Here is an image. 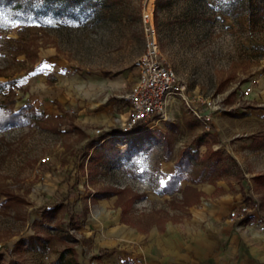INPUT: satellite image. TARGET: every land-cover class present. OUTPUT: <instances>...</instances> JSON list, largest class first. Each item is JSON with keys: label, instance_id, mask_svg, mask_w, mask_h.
I'll list each match as a JSON object with an SVG mask.
<instances>
[{"label": "rangeland", "instance_id": "1", "mask_svg": "<svg viewBox=\"0 0 264 264\" xmlns=\"http://www.w3.org/2000/svg\"><path fill=\"white\" fill-rule=\"evenodd\" d=\"M26 2L24 11L0 0V81L19 87L18 92L10 88L15 110L31 104L40 113L23 125L0 129V264H50L66 248L79 264H129L94 249L73 221L70 205L59 206L49 221H38L54 192L50 189H71L80 201L71 200L77 211L93 192L95 197L116 190L127 219L139 229L186 216L181 203L158 194L160 163L169 156L158 135L175 151L187 146L195 150L199 156L193 165L199 166L211 150V130L205 131L177 99L170 120L148 122L138 132L117 131L123 129L127 109L123 96L136 81L134 61L145 49L142 10H152L160 55L176 80L190 94L229 107L244 101L242 92L245 99L264 103V0ZM233 108L226 118L235 128L246 113ZM216 112L207 114L209 122ZM111 130L117 133L107 139L115 137L117 146L133 144L130 156L118 163L93 159V143ZM200 138L205 149L197 145ZM228 160L232 171L239 172L234 159ZM188 197L192 200L191 191ZM33 234L50 238L46 252L16 250L19 239ZM140 256L136 261L143 263L142 252Z\"/></svg>", "mask_w": 264, "mask_h": 264}, {"label": "crops", "instance_id": "2", "mask_svg": "<svg viewBox=\"0 0 264 264\" xmlns=\"http://www.w3.org/2000/svg\"><path fill=\"white\" fill-rule=\"evenodd\" d=\"M4 83L8 87V83ZM242 100L247 103L229 105L228 110L214 113L210 122L214 140L209 142L218 154L216 168H223V173L201 179L196 170L201 165L194 164L189 171L183 172L178 190L158 192L162 199L181 203L183 207L176 209L185 210L186 216H177L175 220L168 218L159 226L154 223L139 229L127 219L128 214L123 212L117 195L96 198L93 192L77 211L71 200L77 204L80 201L76 200L73 191L57 186L50 189L54 192L44 202L41 214L43 209H52L59 204L70 205L68 209L75 217L73 221L78 222L81 233L94 249L106 256L113 253L129 264H264V184H260V176L264 175V161H260V155L264 154V132H260L264 131V125L260 128V111L264 110L260 106L264 103L244 97ZM233 105L246 113L235 128L226 118V113L234 109ZM249 119L252 125H249ZM88 130L93 133L92 129ZM110 132H103L100 140L107 139ZM201 146L205 149L204 139L199 148ZM184 148L175 151L171 147L169 156L160 163V182L178 172L176 161ZM225 156L234 159L240 167L239 172L232 171ZM190 191L192 200L188 197ZM251 203L258 204L259 208L244 219L229 218L231 210ZM38 221L42 222V217ZM141 252L143 263L136 261L142 259Z\"/></svg>", "mask_w": 264, "mask_h": 264}, {"label": "built area", "instance_id": "3", "mask_svg": "<svg viewBox=\"0 0 264 264\" xmlns=\"http://www.w3.org/2000/svg\"><path fill=\"white\" fill-rule=\"evenodd\" d=\"M142 21L145 49L134 61L136 81L131 90L123 96L127 109L120 127L123 131H130L135 126H141L142 129L148 122L157 124L168 121L178 99L202 123L203 129L210 131V117L207 114L212 111H225L228 107L214 99L204 100L198 95L190 94L186 84L176 80L174 71L160 55L152 10L148 8L142 10ZM10 88L16 92L19 89L13 84H10ZM240 96H244L243 92ZM125 125L127 127H124ZM96 132L99 133L100 130ZM256 210V205L242 204L231 210L228 216L231 220L244 219L246 215ZM3 249L0 244V251H4Z\"/></svg>", "mask_w": 264, "mask_h": 264}, {"label": "trees", "instance_id": "4", "mask_svg": "<svg viewBox=\"0 0 264 264\" xmlns=\"http://www.w3.org/2000/svg\"><path fill=\"white\" fill-rule=\"evenodd\" d=\"M7 4L13 9H20V10H26L27 9V2L26 0H6ZM7 90V93L4 91ZM0 93H3L4 99L0 101V129H3L10 125H23L27 123V121L37 115H40V113L32 108L31 104H24L22 107L19 108V110L14 109V92L7 87V84L4 82H0ZM241 103L245 104L247 103L245 100ZM261 109L264 110V105L260 106ZM141 129V126H135L130 130V132H138ZM120 134H126L128 132L117 130ZM117 132H110L109 134H113ZM164 142L165 148L168 152V154L171 151L170 144L166 140L165 136L162 134H159ZM113 141H116L115 137L100 140L98 142H95L94 144H97L95 148L93 149V153L91 157L94 159H98V161L101 162H107L112 161L113 163H118V160L122 156H130L131 150L133 148V144L129 143L126 144L124 148H121L120 146H117L113 143ZM203 141V138H200L197 141V145L201 144ZM210 149L208 152H206L201 160V166L198 169L197 174H201V179H209V177L212 174H221L223 173V168H216L215 162L218 159L217 152L213 151L211 148V144H209ZM198 153L196 151H192L190 147H185L182 151V155L177 159L176 166L178 167V172L176 174L171 175L167 178V180L164 183V186H161L160 191L166 192V193H172L175 190L179 189V181L184 176V171H189L193 165V162H196L198 159ZM216 176V175H215ZM200 178V177H199ZM198 177L197 179L200 180ZM260 183L264 184V175L260 176ZM116 193V190H109L106 192H97L95 197L96 198H104L108 197L110 195H114ZM7 202V200H6ZM62 204L57 205L55 208L52 209H43L42 212V222L49 221L52 219L55 214L60 210V207ZM41 222V221H40ZM41 222V223H42ZM50 245V238L47 236H41L39 234H33L28 236L27 238H21L16 243V250L20 251H38V252H46L48 250V247ZM102 252V251H100ZM73 254V250L66 248L62 251H60L58 257L53 260L50 264H79L78 260H76L74 254L73 256H67L68 254ZM2 256H0V261ZM9 264H23L19 260H15L14 262H11ZM36 264H43L41 262Z\"/></svg>", "mask_w": 264, "mask_h": 264}, {"label": "snow or ice", "instance_id": "5", "mask_svg": "<svg viewBox=\"0 0 264 264\" xmlns=\"http://www.w3.org/2000/svg\"><path fill=\"white\" fill-rule=\"evenodd\" d=\"M160 183H161V186H164V183H165V182H164L163 180H161Z\"/></svg>", "mask_w": 264, "mask_h": 264}]
</instances>
